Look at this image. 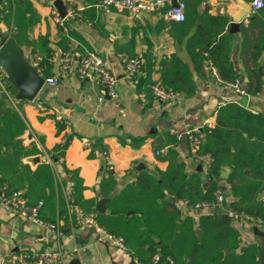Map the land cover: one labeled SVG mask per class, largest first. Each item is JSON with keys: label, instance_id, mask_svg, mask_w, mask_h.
<instances>
[{"label": "crops", "instance_id": "1", "mask_svg": "<svg viewBox=\"0 0 264 264\" xmlns=\"http://www.w3.org/2000/svg\"><path fill=\"white\" fill-rule=\"evenodd\" d=\"M27 1L31 9V13L26 12L28 40L19 45L31 61L35 56L41 58L44 62L41 66L42 76L56 78V83L43 86L47 88L44 99L21 102L14 98L15 92L8 90L6 75L7 83L3 78L0 100H4L6 107L17 112L26 124V130L14 138V141L18 139L25 148H35L36 154L24 155L14 165L13 172L6 175L5 179H11V183L2 176L3 182L0 186L4 185L5 191H12L11 187H20L17 190L24 195L29 187L25 170L33 171L42 163H48L51 167L50 182L44 189L48 200L40 206L39 216L47 222H56L57 219L60 222L58 231L51 232L3 209L0 205L2 264L14 253L55 247L68 250L77 248L78 254L74 258L80 264H130L132 259L134 264H141L131 250L130 256L127 253L129 249L120 250L106 246L96 239L92 230L76 225L75 216L80 208L71 200L73 183L67 170H75L82 179L84 199H95L96 204L99 197L109 198L105 203L107 210L109 209L106 205L112 195L129 183H135L139 172L156 174L165 170L168 163L162 157L168 149L177 152L187 173L198 171L200 164L202 170L199 172L204 178L207 160L197 162L190 149L188 137L177 138L175 133L191 129L198 131L202 140L205 139L206 123L214 126L220 106L230 102L241 105L243 97L247 98L245 108L264 115V48L261 58L255 63L248 48L254 44L262 30L260 26L264 25V7L253 10L252 0H202L197 7L200 15L225 17L228 32L230 23L238 24L233 32H229L232 35L229 57L238 74V82L235 84L243 92L240 95L233 88L221 85L212 77L210 69L196 70L187 50V39L198 28L199 19L187 30V35L178 37L179 22L166 17V7L158 12L133 15L115 9L104 11L96 5L95 0H60L67 12L62 28L55 21L54 16L59 15L54 6L55 0ZM2 6L3 9L8 6L6 0H2ZM5 10L0 14V32L12 36L14 28L7 19ZM70 10L76 15L69 14ZM244 28L247 29L246 36L249 40L244 36ZM71 32L74 36L70 35ZM62 36L68 37V40H62ZM118 47L124 50L120 51ZM203 48L200 51L205 53L207 47ZM64 51H70L76 58L89 52L106 58L109 70L117 79V96L107 95L93 73L79 78L76 63L71 69L61 71L60 56ZM132 56H138L142 60L141 73L135 85L124 75L125 61ZM174 56L188 67L195 86L191 94L171 89L164 84V67ZM203 62L204 67H213L205 57ZM254 65L257 66V72L263 75L262 90L257 94L249 93V76L254 75ZM155 80L162 81L166 88L176 92L175 98L160 100L154 97L150 93V85ZM37 104L42 108H37ZM3 108L1 107V111ZM57 123L63 125V128L58 129ZM165 133L176 139L171 147L163 144L167 138ZM67 140L63 160L54 158V147ZM84 140L89 142L88 146H85ZM13 150V145L7 146L0 136V155ZM222 171L227 172L228 176V168ZM19 175L23 178H17ZM110 175L115 186L111 190L106 189L108 193L104 194L101 192V181ZM226 177H222L220 185L229 192ZM41 186L38 182L34 189L41 193ZM259 197L264 201V194ZM225 209L227 208L198 210L185 207L182 209L181 218L192 216L198 229L201 215L211 214L216 210L221 217L226 214ZM229 223L238 230L243 248L251 243L257 245V236L253 232L255 223L244 218H230ZM256 226L260 227L259 224ZM200 232L196 233L199 235ZM161 261L166 264L165 260ZM142 264H152V260Z\"/></svg>", "mask_w": 264, "mask_h": 264}, {"label": "trees", "instance_id": "2", "mask_svg": "<svg viewBox=\"0 0 264 264\" xmlns=\"http://www.w3.org/2000/svg\"><path fill=\"white\" fill-rule=\"evenodd\" d=\"M6 1L8 6L3 9L0 0V14L6 9V17L14 28L12 36L18 44L24 43L28 40L26 12L31 13L30 4L27 0ZM181 1L185 4V17L182 21H176L179 22L177 36L187 35V30L196 20H200L196 31L187 39V50L196 70L204 69L205 57L216 70L221 85L237 83L238 74L229 57L232 35L227 31V19L200 15L197 7L202 0ZM260 27L262 30L254 44L248 47L254 63L261 58L264 48V25ZM246 30L243 29L244 36L249 40ZM70 35L74 36L73 32ZM62 40H68V37L62 36ZM203 47H207L206 54L200 51ZM117 49L124 50L122 47ZM40 62L41 67L44 62ZM254 69V75L249 76V93L257 94L262 90L263 75L257 72L256 65ZM163 80L171 89L182 90L187 94L194 92V81L188 67L178 57L174 56L167 61ZM4 81L7 83L5 76ZM0 86H3L2 80ZM7 88L15 92L9 83ZM3 101L0 100V136L3 143L7 146L12 144L14 150L0 155V181L3 176L4 180L11 183V179H5L6 175L13 172L14 165L24 155L36 154V150L33 147L25 148L18 139L14 141V138L26 130V124ZM1 107H4L3 111ZM57 126L58 129L63 128L59 123ZM196 134L200 136L198 131ZM164 135L167 137L164 145L171 147L176 143L175 137L168 133ZM204 138L205 142H202L200 136L199 146L195 149L197 155H207L209 158L204 178L199 171L187 173L177 152L168 149L162 157L168 163L166 169L156 174L139 172L135 183H129L112 195L106 205L109 214L96 213V200L83 198L84 185L75 170H67L73 183L71 200L84 212H93L98 224L107 232L120 237L126 249L131 250L141 264L149 263L155 255L162 256L166 264H169V260L173 264H258V246L251 243L243 248L238 230L221 219L216 210L200 216L198 229L201 232L198 235L193 217L189 215L181 218L182 210L177 205L185 202L190 207L193 204L214 201L216 190H222L221 171L228 168L226 182L229 196H225L223 207L227 206L238 214L260 219L264 228V201L259 197L264 194V115L236 102L226 103L217 110L214 126L205 127ZM67 145L68 140L64 144L56 145L52 151L53 157L63 160ZM50 169L49 164L44 162L33 171L25 170L29 187L23 196L28 205L48 200L44 189L49 186ZM17 178L23 177L19 175ZM205 181L208 186L203 189L202 184ZM38 182L42 184V194L34 189ZM101 184V192L106 194V189L111 190L115 181L110 175ZM11 188L16 191L20 187ZM167 195L175 196L176 201L167 200ZM157 264H163V261L158 260Z\"/></svg>", "mask_w": 264, "mask_h": 264}, {"label": "built area", "instance_id": "3", "mask_svg": "<svg viewBox=\"0 0 264 264\" xmlns=\"http://www.w3.org/2000/svg\"><path fill=\"white\" fill-rule=\"evenodd\" d=\"M96 5L104 11L110 9H115L117 11H126L130 14L136 15L141 12H158L166 7L165 15L169 19L175 21H182L184 19V9L185 4L177 0L175 6L172 5L171 0H95ZM168 6V7H167ZM253 10H258L264 7V0H252ZM1 10V2H0ZM69 14L76 15L73 10L69 11ZM55 21L59 26L64 25L65 18L55 15ZM32 65L35 67L39 75H42V70L40 67L41 58L35 56L32 58ZM76 63V73L79 78H84L88 73H93L101 86L110 97H116L117 92L116 86V76L113 74L108 67V60L95 52H89L79 58L73 56L70 51H64L60 56L59 69L61 71L71 69ZM142 60L138 56L127 57L125 61L124 75L125 78L132 84H136L138 75L141 73ZM211 70L212 77L219 80L216 70L210 66L205 68V71ZM5 74L0 68V81L3 80ZM56 83V78H45V84L53 85ZM226 87L233 88L240 95L243 94L238 88L237 84H227ZM150 93L160 100H171L174 99L176 94L166 88L162 81L155 80L150 85ZM143 95V94H142ZM103 95L100 96L102 98ZM37 108L41 109L42 106L37 104ZM208 128H212V124L206 123ZM177 138L188 137L189 146L192 150L195 160L199 162L201 156L197 155L195 149L199 146L200 138L194 133V130L188 129L183 133H177ZM85 146L89 145L87 140L83 141ZM111 163L110 161H108ZM1 177V176H0ZM1 184V181H0ZM5 186H0V205L3 209L10 211L28 221L49 229L51 232H56L59 229L60 220L57 219L56 222H45L39 217V208L42 202H38L36 205H28L23 193L20 190L16 191H5ZM225 194L222 190L218 189L215 192V200L210 202L197 203L190 208L192 209H223ZM185 202L177 205L181 207ZM226 214L231 219L244 218L252 221L256 225L261 226V221L258 218L250 217L245 214H238L230 208L225 209ZM75 223L77 226L86 227L92 230L95 234L96 239L105 244L106 246H112L120 250H126L125 245L120 237H117L109 232H107L102 226H100L96 220L95 214L93 212H84L82 210L77 211V216H75ZM78 254V249L73 248L72 250L65 249L63 247L55 248H43L39 251H23L9 255L6 258L5 264H19V263H29V264H69V262ZM160 260V256L155 255L152 258V264H157ZM169 264H173L169 260Z\"/></svg>", "mask_w": 264, "mask_h": 264}, {"label": "water", "instance_id": "4", "mask_svg": "<svg viewBox=\"0 0 264 264\" xmlns=\"http://www.w3.org/2000/svg\"><path fill=\"white\" fill-rule=\"evenodd\" d=\"M173 6L177 4L175 0L172 1ZM54 6L56 7L58 14L61 18L67 15L66 8L60 0H55ZM237 23H230L229 32H233V29L237 28ZM205 48H203L204 51ZM0 68L7 77L9 84L14 89V98L18 101H34L35 99H44L47 92V88H43L45 78L39 75L35 67L32 65L31 60L25 55L24 49L17 43L13 36L10 34H2L0 32ZM261 71V69H260ZM246 97L242 98L241 105L245 106ZM205 142V139L202 140ZM37 160V158H36ZM198 171H201V165L198 164ZM227 172L222 171L221 177H226ZM208 182L202 184L203 189H206ZM225 191L226 197L229 196V192L225 187H222ZM171 202L176 201L175 196L167 197ZM109 198L99 197L95 204V210L102 213H109V210L105 208V203ZM226 208H228L226 206ZM221 219L230 221V217L227 214H223ZM200 232L199 229L196 231ZM253 232L257 236V245L259 249L258 264H264V228L262 226H254ZM127 253L131 256V251L127 250ZM160 260L163 257L160 256ZM132 259L130 264H134ZM0 264L2 260L0 259ZM69 264H80L77 258H73Z\"/></svg>", "mask_w": 264, "mask_h": 264}, {"label": "bare ground", "instance_id": "5", "mask_svg": "<svg viewBox=\"0 0 264 264\" xmlns=\"http://www.w3.org/2000/svg\"><path fill=\"white\" fill-rule=\"evenodd\" d=\"M205 68L206 67H204V70H205ZM216 79V78H215ZM219 82H220V80H218ZM176 95H177V93L176 92H174ZM177 133H180V132H176L175 134H177ZM194 133L196 134V131L194 130ZM197 135V134H196ZM198 136V135H197ZM199 137V136H198ZM200 138V137H199ZM199 156H201V155H199ZM204 159H206L207 161H206V166L208 165V160H209V158H208V156L207 155H202L201 156V160H204ZM205 161V160H204ZM193 205H195V204H193ZM192 205V206H193ZM185 207H188L187 205H185V203H184V205L183 206H181V207H179V208H181V210L183 209V208H185ZM191 207V206H190ZM190 207H188V208H190ZM197 209V208H196ZM101 226V225H100Z\"/></svg>", "mask_w": 264, "mask_h": 264}]
</instances>
